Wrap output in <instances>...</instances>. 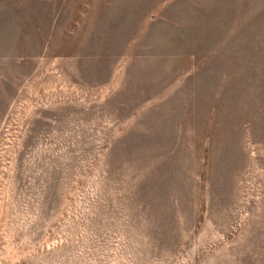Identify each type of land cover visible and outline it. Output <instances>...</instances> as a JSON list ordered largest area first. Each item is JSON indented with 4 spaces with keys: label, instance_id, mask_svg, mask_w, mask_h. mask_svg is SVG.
Here are the masks:
<instances>
[{
    "label": "rangeland",
    "instance_id": "obj_1",
    "mask_svg": "<svg viewBox=\"0 0 264 264\" xmlns=\"http://www.w3.org/2000/svg\"><path fill=\"white\" fill-rule=\"evenodd\" d=\"M0 0V264H264V0Z\"/></svg>",
    "mask_w": 264,
    "mask_h": 264
},
{
    "label": "crops",
    "instance_id": "obj_2",
    "mask_svg": "<svg viewBox=\"0 0 264 264\" xmlns=\"http://www.w3.org/2000/svg\"><path fill=\"white\" fill-rule=\"evenodd\" d=\"M59 1L61 0H47L48 8L45 10V13L49 17L50 22L59 14V8L56 7V3Z\"/></svg>",
    "mask_w": 264,
    "mask_h": 264
}]
</instances>
